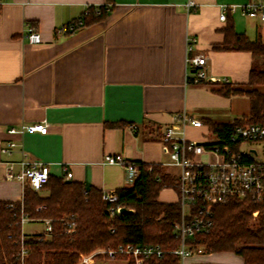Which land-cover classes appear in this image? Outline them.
<instances>
[{
  "label": "crops",
  "instance_id": "crops-1",
  "mask_svg": "<svg viewBox=\"0 0 264 264\" xmlns=\"http://www.w3.org/2000/svg\"><path fill=\"white\" fill-rule=\"evenodd\" d=\"M251 1L264 0H8L0 8V202L23 200L22 184L6 181L4 174L6 163L22 161L24 152L28 161L50 164L52 175L59 177L61 164H67L72 181L116 192L134 184L124 166L105 164V156L161 166L177 176L178 170L167 166L164 136L207 143L216 139L212 124L247 120L228 109L238 96H248L220 91L245 86L251 70L263 67V58L213 47L224 43L228 21L237 34L264 43V21L244 11ZM90 6L109 11L74 33H56ZM223 8L226 21L220 20ZM27 26L36 29L41 43L28 42ZM191 38L197 42L187 52ZM198 54L207 58L209 78L228 83L194 84L187 58ZM182 112L205 126L183 127L175 121ZM42 121L49 123L47 134L7 132ZM8 141L18 145L11 154L1 151ZM177 200L171 188L159 195L163 203ZM32 222L43 228L24 233L44 231L43 221ZM90 264L128 261L104 256ZM179 264H245V259L235 252L204 250Z\"/></svg>",
  "mask_w": 264,
  "mask_h": 264
},
{
  "label": "trees",
  "instance_id": "trees-1",
  "mask_svg": "<svg viewBox=\"0 0 264 264\" xmlns=\"http://www.w3.org/2000/svg\"><path fill=\"white\" fill-rule=\"evenodd\" d=\"M98 8L100 16L94 14ZM89 16H81L83 25L102 20L109 11L107 6H90ZM78 28V29H79ZM225 41L214 46L217 51H248L264 61V43L251 41L237 34L233 22L228 21L224 29ZM220 93L226 96L246 95L253 102L247 121L264 125V63L260 69H252L245 86L232 87ZM214 133L226 137L231 130L229 124H212ZM140 171L131 188L116 191L118 202L103 200V192L84 184L51 175L42 191L43 196L29 188L24 190V212L34 221L52 220L53 234L27 235L24 245L29 250L26 264H78L82 255L98 249L116 248L123 245L147 246L159 244L166 249L178 247L173 226L180 218V207L175 203L159 201L163 188L177 182V176L161 166L135 162ZM0 202V264H20L17 255L21 248L20 214ZM126 208L132 213L115 214L111 208ZM20 203L17 210H20ZM258 206L250 201H232L215 208L213 226L207 233L197 235L195 245L204 246L209 252H235L245 259V264H264V231L254 230L249 222ZM20 212V211H19ZM74 221L72 233H66V223ZM100 254H97L98 257ZM128 264L132 260L123 256ZM179 257L168 254L153 259L151 264H179Z\"/></svg>",
  "mask_w": 264,
  "mask_h": 264
},
{
  "label": "built area",
  "instance_id": "built-area-1",
  "mask_svg": "<svg viewBox=\"0 0 264 264\" xmlns=\"http://www.w3.org/2000/svg\"><path fill=\"white\" fill-rule=\"evenodd\" d=\"M8 0H0V8ZM194 2H189L186 7L190 8ZM249 17H258L264 21V1H251L244 7ZM90 10H86L84 16H89ZM94 14L100 16L102 11L98 8ZM227 8H223L220 20L226 21ZM83 25V18L79 17L56 30L57 34L69 35L74 33ZM26 38L31 44L41 43V36L34 27L27 26ZM195 38L187 42V52H191L196 44ZM187 62L191 65L192 82L201 84L203 82L228 83V80L209 78L204 67L207 58L203 54L189 56ZM175 121L183 127L193 126L201 128L205 122L182 112L175 116ZM231 130L226 137L217 133L212 142L188 140L185 137L164 136L163 144L169 153L170 161L167 166L178 170L177 182L169 187L177 192V204L180 207V218L174 223L173 233L179 244L177 248L166 249L159 244L136 246L119 245L116 248H106L90 256L82 255L80 264H90L97 254L112 259L123 256L132 260L133 264H151L153 259H160L168 254L179 257L182 262L194 254L204 251L203 246L195 245L197 235L207 233L213 226L215 208L228 204L232 201H250L258 206L252 213L255 220H259L264 231V125L252 123L245 119L230 123ZM49 123L47 121L33 124H20L8 129L11 135L23 136L27 133L47 134ZM15 141H8L1 149L3 153L11 154L17 147ZM24 159L18 163H6L4 179L6 181H18L23 188H29L35 192H41L52 175L50 164L40 161H28L27 155L23 153ZM105 164H118L125 167L127 180L134 182L138 179V165L124 159L120 155H107ZM19 165V170H16ZM64 181L71 180L73 174L67 164H61L60 176ZM103 200L116 203L118 195L116 192H103ZM21 205L17 210V204ZM7 207L15 214H20L21 226V248L17 255L20 264H26L29 250L24 245L26 236L31 235L23 232V226L31 220L24 212L22 201L8 202ZM121 207L111 208L112 216L121 215ZM17 211V213H16ZM20 211V212H19ZM44 231L32 235H43L50 238L53 234L52 220L46 219ZM66 233L70 234L75 229V222L66 223Z\"/></svg>",
  "mask_w": 264,
  "mask_h": 264
},
{
  "label": "rangeland",
  "instance_id": "rangeland-1",
  "mask_svg": "<svg viewBox=\"0 0 264 264\" xmlns=\"http://www.w3.org/2000/svg\"><path fill=\"white\" fill-rule=\"evenodd\" d=\"M253 109V102L250 98L248 97H241L238 96L235 100V104L233 105V109H228V112L233 116L236 112L239 113V117L241 116H246L249 117L251 115ZM235 117V116H234ZM132 184H134V182H132ZM45 193L48 195L49 193L47 191H41L40 194H42L43 196H46ZM249 225L251 228H253L254 230H257L259 227L261 228V223L259 222V220H255L253 218V216H251ZM43 228V224L41 223H34V222H29L27 224H25L23 226L24 232H31L33 230H41ZM204 250H206V248L203 246ZM103 249H98L96 251H93L91 254L89 255H85V256H90L96 252H99ZM98 257H103L104 255L100 254ZM97 258V257H95ZM105 259H109V260H116V259H120V257H116L114 259L110 258V257H105ZM82 261V256L80 258L79 263ZM78 263V264H79Z\"/></svg>",
  "mask_w": 264,
  "mask_h": 264
},
{
  "label": "water",
  "instance_id": "water-1",
  "mask_svg": "<svg viewBox=\"0 0 264 264\" xmlns=\"http://www.w3.org/2000/svg\"><path fill=\"white\" fill-rule=\"evenodd\" d=\"M200 144H202V142H199ZM121 214H126V213H132V210L126 209V208H121L120 209Z\"/></svg>",
  "mask_w": 264,
  "mask_h": 264
}]
</instances>
